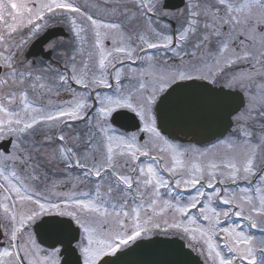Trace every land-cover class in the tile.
<instances>
[{
    "label": "rangeland",
    "instance_id": "374dc122",
    "mask_svg": "<svg viewBox=\"0 0 264 264\" xmlns=\"http://www.w3.org/2000/svg\"><path fill=\"white\" fill-rule=\"evenodd\" d=\"M74 1L0 0V141L14 137L10 151L0 149V216L8 229L0 264L19 251L32 250L33 264L60 257L33 241V223L46 213L81 227L84 264L155 233L182 236L206 264H231L219 247L223 233L240 253L235 264H264V172L256 194L246 185L264 166V0H187L179 12L161 9L163 0H79V8ZM89 3L92 15L83 10ZM55 24L70 36L47 44L53 61L32 64L28 45ZM116 60L127 61L113 72L123 80L115 91L97 93L82 122L93 106L86 85L108 86L106 68ZM191 76L217 77L247 93L231 131L214 143L174 142L157 127L158 97ZM118 108L134 111L141 128L126 133L112 125ZM59 123L62 143L54 141ZM33 135H41L36 146L29 145ZM35 148L46 163L39 170ZM74 150L79 154L70 156Z\"/></svg>",
    "mask_w": 264,
    "mask_h": 264
},
{
    "label": "water",
    "instance_id": "95a60500",
    "mask_svg": "<svg viewBox=\"0 0 264 264\" xmlns=\"http://www.w3.org/2000/svg\"><path fill=\"white\" fill-rule=\"evenodd\" d=\"M185 0H165L164 7L176 8ZM61 26L46 29L29 46L27 56L42 55L50 58L52 50L45 44L56 36H66ZM2 67L0 65V72ZM245 104V97L238 89L212 86L209 83L189 79L168 87L156 104L158 127L171 138L191 136L197 143H204L223 136L233 125V115ZM111 121L124 130H136L141 126L137 115L127 109L113 112ZM143 136V135H142ZM11 139L0 143L8 150ZM38 240L48 246L61 245V264H82L81 255L74 242L80 230L72 219L59 215L43 216L34 225ZM98 264H204V261L179 236L154 235L141 238L113 255L104 257Z\"/></svg>",
    "mask_w": 264,
    "mask_h": 264
},
{
    "label": "flooded vegetation",
    "instance_id": "af4514ba",
    "mask_svg": "<svg viewBox=\"0 0 264 264\" xmlns=\"http://www.w3.org/2000/svg\"><path fill=\"white\" fill-rule=\"evenodd\" d=\"M220 77H222V76H220ZM211 82H213L214 85H220V84L230 85L231 84V82L230 83L228 82V84H227L226 82H224L223 80L218 79L217 77H214V80H212ZM28 139H29V145L32 146L33 137L29 136ZM45 148H46V146H45ZM39 153H40V160L42 161V164H41V162L37 161V158H35L34 159L35 162H36L35 165L38 167L36 170H39V167H42L44 164H46L44 162V157L42 155L41 150H39ZM31 159H33L32 156H31ZM43 174H45V173H43ZM6 229H7V224L4 221H2V218L0 216V246H6V243H5L6 242L5 241ZM7 232H8V229H7ZM28 251H29V249H28ZM28 253H30V251L27 252V253H25V252L23 253V252L19 251L18 252V257L15 258V260L11 259L10 257H9L10 259L6 258V261H5L4 264H33L31 259H30V257L28 256ZM30 254H32V250H31ZM38 264H60V259L57 258V257H52L51 259L44 258V259H41L38 262Z\"/></svg>",
    "mask_w": 264,
    "mask_h": 264
}]
</instances>
